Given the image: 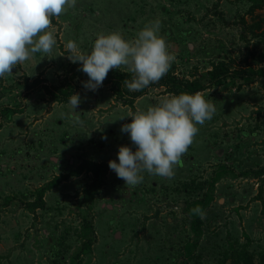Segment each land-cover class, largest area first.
Masks as SVG:
<instances>
[{"label": "rangeland", "instance_id": "374dc122", "mask_svg": "<svg viewBox=\"0 0 264 264\" xmlns=\"http://www.w3.org/2000/svg\"><path fill=\"white\" fill-rule=\"evenodd\" d=\"M156 19L174 57L169 69L182 80L204 77L219 61L231 71H264V0H76L66 7L51 18L52 51L31 55L0 78V264H191L184 254L194 238L193 204L206 191L195 184L212 180L221 167L228 170L203 208L195 253L202 264H233V250L245 246L258 263L264 250V76L258 74L199 92L215 111L197 125L171 179L145 172L132 187L109 169L89 203L83 197L94 175L82 171L47 189L44 208L35 205L48 182L84 160L117 159L119 146L131 144L120 131L131 122L127 116L173 94L150 87L130 105L111 83L86 91L87 76L68 59L66 43L87 53L99 34L118 31L130 40ZM68 82L82 98L78 125L62 115L71 111L68 101L47 90ZM85 216L92 223L87 236ZM88 236L93 243L84 250Z\"/></svg>", "mask_w": 264, "mask_h": 264}, {"label": "clouds", "instance_id": "9594fccd", "mask_svg": "<svg viewBox=\"0 0 264 264\" xmlns=\"http://www.w3.org/2000/svg\"><path fill=\"white\" fill-rule=\"evenodd\" d=\"M76 0H0V78L12 73L13 68L31 55L50 53L57 41L49 31L51 18L58 17L66 7H74ZM161 22L156 19L139 30L133 39H125L120 32L99 34L89 52L69 40L65 47L68 59L79 64L86 74L82 82L86 91L96 92L103 85L110 70L126 67L133 73L126 83L130 92H138L158 82L167 74L174 57L164 37L159 35ZM82 103L80 93L68 99L71 111L67 116L73 124L81 120L76 109ZM215 106L199 92L170 94L146 112L133 113L130 123L121 125L135 150L121 145L117 159L109 160L108 167L125 185L135 187L144 180L143 173L171 179L174 166L192 144L197 125L211 120ZM120 117L119 119H123ZM106 138V137H105ZM196 211H199L197 209Z\"/></svg>", "mask_w": 264, "mask_h": 264}, {"label": "trees", "instance_id": "16d2710c", "mask_svg": "<svg viewBox=\"0 0 264 264\" xmlns=\"http://www.w3.org/2000/svg\"><path fill=\"white\" fill-rule=\"evenodd\" d=\"M264 76V71L261 70L259 73L251 71L250 73H246V71H231L229 67L226 65L224 61H219L217 64L213 66L211 70L207 72V74L201 78H197L194 80H182L176 74H174L170 69L165 76H163L158 82L150 84L145 89L138 92H130L126 83L132 79L133 73L129 71H120L113 70L108 73L106 79L103 83H111L112 90L116 94V96L121 99L124 103L133 105L136 98L142 96L146 93L148 88L150 87H159L164 86L170 92L175 95L180 93H188L194 94L197 92H201L210 86H218L225 83L229 77H234L236 75L242 76L244 78L252 77L255 75ZM86 75V74H85ZM47 90L55 97L59 98L62 101H68L69 97L74 92V85L71 82H68L64 88H60L59 90L53 91L49 87ZM8 111V108L4 109ZM130 147L135 150L134 146L130 144ZM109 170V167L106 163H99L92 160H84L76 170L70 171L69 173L58 175L54 177L50 182L47 183L38 193V196L35 199V205L37 207H45L44 193L47 189L51 188L53 185L59 184L62 180H66L69 178V174H79L82 171H91L94 175V180L89 184L88 189L85 190L84 197L85 200L89 203L94 202L95 196L100 190V187L103 183V179L105 173ZM228 170L227 167H221L215 176H213L212 180L201 183V185L197 186L195 184V188L201 189L206 185V191H204L203 196L193 204V220H192V231L194 232V238L192 241H189L185 246V254L184 257L191 261V264H202L200 260V256L195 253V249L199 245L198 239L202 235V211L205 206L209 204L212 199V187L215 183L221 178V173H224ZM211 188V189H210ZM199 209V211H196ZM264 212V210H263ZM84 226L86 228L85 234L92 230V223L88 216L83 218ZM87 236V234H86ZM92 239L88 236L87 240L83 242L82 248L84 250H89L92 245ZM79 253L75 254L74 259H77ZM232 257H234L233 264H255L254 255L249 253L245 246L240 250H233ZM259 261L257 264H264V250L258 253ZM226 259L221 261V264H225ZM185 261L181 260L179 262H175L174 264H184Z\"/></svg>", "mask_w": 264, "mask_h": 264}]
</instances>
